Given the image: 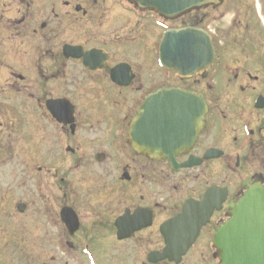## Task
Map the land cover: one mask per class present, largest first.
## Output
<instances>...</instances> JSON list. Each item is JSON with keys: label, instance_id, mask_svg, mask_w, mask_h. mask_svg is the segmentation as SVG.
<instances>
[{"label": "flooded vegetation", "instance_id": "1", "mask_svg": "<svg viewBox=\"0 0 264 264\" xmlns=\"http://www.w3.org/2000/svg\"><path fill=\"white\" fill-rule=\"evenodd\" d=\"M259 3L165 17L133 0H0V135L27 140L30 175L54 195L42 215L59 261L221 264L218 228L264 190ZM188 28L211 34L215 59L181 75L162 66L160 41Z\"/></svg>", "mask_w": 264, "mask_h": 264}, {"label": "rangeland", "instance_id": "2", "mask_svg": "<svg viewBox=\"0 0 264 264\" xmlns=\"http://www.w3.org/2000/svg\"><path fill=\"white\" fill-rule=\"evenodd\" d=\"M259 33L264 35L263 30ZM25 141H11L7 134L0 135V264H63L56 248L57 231L48 230L45 235L47 229L43 226L50 229L42 213L46 197L50 204L54 195L43 192L41 179L30 175L31 165L25 164H30V156L20 152V147H31ZM20 203L28 205L24 214L16 209ZM34 212L42 215L37 221ZM29 246L31 250L24 249ZM68 263L74 264L73 260Z\"/></svg>", "mask_w": 264, "mask_h": 264}, {"label": "water", "instance_id": "3", "mask_svg": "<svg viewBox=\"0 0 264 264\" xmlns=\"http://www.w3.org/2000/svg\"><path fill=\"white\" fill-rule=\"evenodd\" d=\"M140 7L154 9L164 16L171 14H179L192 8H200L206 4H212L216 0H134ZM160 52L161 60H175L172 53L187 52L190 59L212 62L214 59V50L211 41L205 32L195 29L181 30L177 32H168L164 35ZM179 73L185 70L190 71V67L171 65ZM194 72L195 65L192 67ZM169 92H161L155 97H163ZM169 98V97H168ZM154 97L148 99L146 105L153 102ZM194 101L198 100L195 96H191ZM195 108V105H193ZM200 117L202 114L195 113ZM169 158V157H168ZM218 193L209 192L203 198V204H208ZM23 210V209H21ZM190 213V207L185 208L179 219L186 218ZM211 211L207 213L203 222H207ZM231 219L218 229L216 238V246L219 250L222 264H264V244H257V240L264 242V190L248 192L236 208L230 213ZM261 229V230H260ZM177 252L166 251L164 257H174ZM175 255V256H176ZM261 256L256 260V256Z\"/></svg>", "mask_w": 264, "mask_h": 264}]
</instances>
